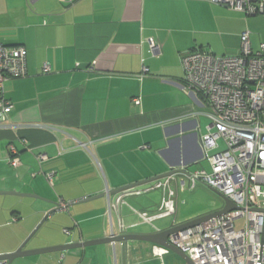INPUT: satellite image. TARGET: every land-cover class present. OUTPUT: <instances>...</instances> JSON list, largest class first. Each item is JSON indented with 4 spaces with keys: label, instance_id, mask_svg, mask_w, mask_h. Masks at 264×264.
Returning a JSON list of instances; mask_svg holds the SVG:
<instances>
[{
    "label": "crops",
    "instance_id": "0c3cea01",
    "mask_svg": "<svg viewBox=\"0 0 264 264\" xmlns=\"http://www.w3.org/2000/svg\"><path fill=\"white\" fill-rule=\"evenodd\" d=\"M248 18L193 0H0V42L26 48L28 71L4 89L12 109L0 126V255L168 230L148 221L161 181L116 192L176 170V199L177 178L210 169L207 107L185 92L181 59L195 50L236 55ZM231 36L230 45L221 40ZM153 246L74 247L10 264H166Z\"/></svg>",
    "mask_w": 264,
    "mask_h": 264
},
{
    "label": "built area",
    "instance_id": "2783aa9c",
    "mask_svg": "<svg viewBox=\"0 0 264 264\" xmlns=\"http://www.w3.org/2000/svg\"><path fill=\"white\" fill-rule=\"evenodd\" d=\"M193 1L226 7L247 17L264 14V0ZM147 42L151 52L157 54L160 47L156 41ZM26 54L24 46L0 42V126H5L12 109L4 96L5 85L27 76ZM181 60L185 92L200 96L207 107L201 114L209 124L201 139L210 169L183 174L179 189L185 191L204 184L231 200L237 209L172 234L169 242L189 258L190 264H264V42L256 50L251 34L243 32L236 55L195 50L184 54ZM50 71L51 67L44 65L43 72ZM143 72H147L145 67ZM82 147L88 150L86 144ZM44 158L39 156L40 160ZM9 163L18 167L19 159L10 158ZM48 178L52 180L53 174ZM173 181L170 176L155 185L164 193L158 213L149 217V222L176 214ZM136 193L139 192H125ZM60 208L67 209L68 204L62 202ZM238 221L243 224L239 229ZM64 232L70 234L69 230ZM170 253L158 245L152 249L153 256L161 260ZM0 264L9 262L0 260Z\"/></svg>",
    "mask_w": 264,
    "mask_h": 264
},
{
    "label": "rangeland",
    "instance_id": "374dc122",
    "mask_svg": "<svg viewBox=\"0 0 264 264\" xmlns=\"http://www.w3.org/2000/svg\"><path fill=\"white\" fill-rule=\"evenodd\" d=\"M250 22L245 25L243 32H249L251 34V41L253 43L254 49H256L261 42H264V14L248 18ZM238 25L232 29L235 33L237 31ZM223 43H233L235 41L234 36L228 38L227 40L221 39ZM220 40L218 44H220ZM211 52V51H210ZM205 124V122H203ZM209 169V165L206 162L203 163V166L199 167ZM196 168H190V172L195 170ZM177 178L178 181L182 179ZM177 182V181H176ZM174 189H177L174 185ZM179 190V189H178ZM176 196V210L177 215L174 217H169L156 223L150 225V227L162 228V229H170L175 226H179L214 213L219 212L225 206L224 199L211 188L207 187L204 184H198L194 189L187 188L185 191H178ZM243 226L242 221H238L236 223V228H241ZM140 232L151 231L150 228L138 230ZM135 231V232H138ZM139 233V232H138ZM142 234V233H141ZM166 264H187L184 259L178 256L175 253H171L165 258ZM152 264H159V262H153Z\"/></svg>",
    "mask_w": 264,
    "mask_h": 264
},
{
    "label": "water",
    "instance_id": "95a60500",
    "mask_svg": "<svg viewBox=\"0 0 264 264\" xmlns=\"http://www.w3.org/2000/svg\"><path fill=\"white\" fill-rule=\"evenodd\" d=\"M176 173H177L176 170H171L169 173L165 175H162L160 177H157V178H154V179L142 182V183H138L136 185H132L130 187H125L124 189H121L120 191H117L116 193H119L121 191L128 190V189H135L136 191H145V190L152 188L158 181L164 182L167 177L173 176ZM220 196L224 199L225 206L219 212L203 217V218H200V219H197V220H194V221H191V222H188V223H185V224H182V225H179V226L172 227L171 229H168L166 231H162V232L155 233V234H141V235L135 234V235L115 236L112 238H107V239H103L99 241H90V242H87L81 245L69 244V245L60 246V247L48 248V249H43V250H38V251H29V252L24 251V247H25V244H24L15 253H12L9 255H0V260H8L10 264L13 260L17 258L33 256V255L42 254V253L60 252V251L67 250L69 248H74V247L94 246V245H100V244H115V243L126 244L130 241L131 242L137 241V242H144V243H149V244L165 247L169 249L171 252L180 256L182 259H184L186 263L190 264L191 261L189 260V258L183 252H181L179 249L174 247L169 242V237L172 234H177L186 229L193 228L211 218L225 215L226 213H229L237 209L236 205L231 200L224 197L223 195H220Z\"/></svg>",
    "mask_w": 264,
    "mask_h": 264
}]
</instances>
